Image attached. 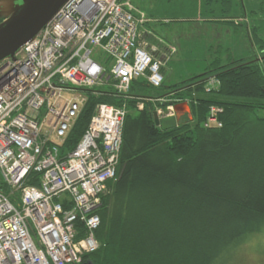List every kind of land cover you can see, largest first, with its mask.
I'll return each instance as SVG.
<instances>
[{
	"label": "built area",
	"instance_id": "obj_1",
	"mask_svg": "<svg viewBox=\"0 0 264 264\" xmlns=\"http://www.w3.org/2000/svg\"><path fill=\"white\" fill-rule=\"evenodd\" d=\"M147 21L129 0H69L0 65V264H81L100 248L98 212L117 180L127 107L98 104L78 145L62 147L87 91L128 98L137 80L162 87L158 50L140 31ZM219 86L213 79L206 90ZM177 104L158 117L178 118ZM222 112L213 107L204 127H222ZM32 173L38 185L28 184Z\"/></svg>",
	"mask_w": 264,
	"mask_h": 264
},
{
	"label": "trees",
	"instance_id": "obj_2",
	"mask_svg": "<svg viewBox=\"0 0 264 264\" xmlns=\"http://www.w3.org/2000/svg\"><path fill=\"white\" fill-rule=\"evenodd\" d=\"M237 63L187 82L191 119L167 131L154 120L163 96L139 94L152 88L146 80L135 81L128 98L87 91L63 154L78 145L98 104L128 113L117 180L98 212L100 248L81 264H219L264 227V59ZM211 74L220 86L208 93ZM213 107L223 110L222 127L205 128ZM38 177L32 173L28 184L38 185Z\"/></svg>",
	"mask_w": 264,
	"mask_h": 264
},
{
	"label": "rangeland",
	"instance_id": "obj_3",
	"mask_svg": "<svg viewBox=\"0 0 264 264\" xmlns=\"http://www.w3.org/2000/svg\"><path fill=\"white\" fill-rule=\"evenodd\" d=\"M129 1L135 14L146 16L148 21L145 24H152L159 33L151 31L160 38L149 36L150 40H147L158 50L156 57L162 62L164 86L160 90L149 87L143 89L144 92H139L138 87L133 90V93L139 92L146 97L162 95L164 102L159 101L162 106H158L157 110L176 101L191 104L193 97L187 95L189 87L186 83L196 76L213 71L218 66L239 61L262 62L264 59V0H242L245 6L241 4V7L236 0H230L231 6L229 0ZM168 6L174 13L167 11L162 14ZM236 17L234 24L224 22ZM97 59L105 63L103 57L98 56ZM213 79L219 81L211 74L206 78V86ZM178 93L184 96L179 97ZM184 113L187 115L184 119L178 115L179 125L191 119L190 107ZM219 264H264V227L230 249Z\"/></svg>",
	"mask_w": 264,
	"mask_h": 264
},
{
	"label": "water",
	"instance_id": "obj_4",
	"mask_svg": "<svg viewBox=\"0 0 264 264\" xmlns=\"http://www.w3.org/2000/svg\"><path fill=\"white\" fill-rule=\"evenodd\" d=\"M69 0H0V65L15 60L28 43L34 41ZM188 103L176 106L184 114ZM157 127L163 131L178 127V118L160 119L154 114Z\"/></svg>",
	"mask_w": 264,
	"mask_h": 264
},
{
	"label": "crops",
	"instance_id": "obj_5",
	"mask_svg": "<svg viewBox=\"0 0 264 264\" xmlns=\"http://www.w3.org/2000/svg\"><path fill=\"white\" fill-rule=\"evenodd\" d=\"M166 2L168 1V2H173V1H179V0H165ZM161 7H162V5H161ZM137 10H139L140 12H143L141 9H139L138 7H137ZM157 10L160 12V9H159V7L157 8ZM167 11H170V12H173L174 13V10L171 8V7H167L165 10H162V14H166L167 13ZM139 13V12H138ZM144 13V12H143ZM150 20H152V19H150ZM164 21V20H163ZM166 21H169V20H167L166 19ZM151 22V21H150ZM149 22V23H150ZM162 24V23H161ZM163 25H164V23H163ZM167 25H170V24H167ZM150 28H152V29H150ZM155 27L152 25V24H145L144 26L142 25V26H140V31L144 34V37H145V39L147 40H150V38H149V36H153V38H160V37H158V36H155L154 34H152L151 33V31L152 32H155V33H157L156 32V30L154 29ZM150 31H149V30ZM158 35H159V33H157ZM161 39H163V40H165V41H168L166 38H164V37H161ZM147 40V41H148ZM149 42V41H148ZM157 55V54H156ZM156 55H155V58L157 59L158 57H156ZM164 82H165V78H164ZM186 114L184 113V114H182V116H185ZM187 116V115H186Z\"/></svg>",
	"mask_w": 264,
	"mask_h": 264
},
{
	"label": "flooded vegetation",
	"instance_id": "obj_6",
	"mask_svg": "<svg viewBox=\"0 0 264 264\" xmlns=\"http://www.w3.org/2000/svg\"><path fill=\"white\" fill-rule=\"evenodd\" d=\"M1 22V21H0Z\"/></svg>",
	"mask_w": 264,
	"mask_h": 264
}]
</instances>
